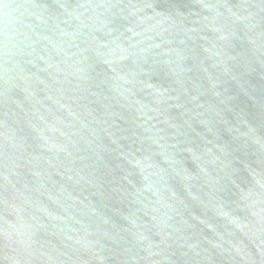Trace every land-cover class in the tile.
<instances>
[{"label": "water", "instance_id": "obj_1", "mask_svg": "<svg viewBox=\"0 0 264 264\" xmlns=\"http://www.w3.org/2000/svg\"><path fill=\"white\" fill-rule=\"evenodd\" d=\"M0 264H264V0H0Z\"/></svg>", "mask_w": 264, "mask_h": 264}]
</instances>
